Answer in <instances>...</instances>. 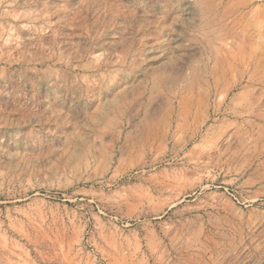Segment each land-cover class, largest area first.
<instances>
[{"label": "rangeland", "instance_id": "1", "mask_svg": "<svg viewBox=\"0 0 264 264\" xmlns=\"http://www.w3.org/2000/svg\"><path fill=\"white\" fill-rule=\"evenodd\" d=\"M0 264H264V0H0Z\"/></svg>", "mask_w": 264, "mask_h": 264}]
</instances>
